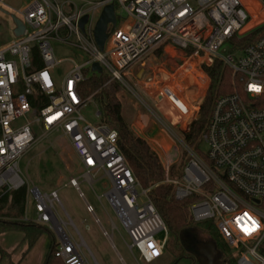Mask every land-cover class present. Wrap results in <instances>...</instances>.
Segmentation results:
<instances>
[{
    "label": "built area",
    "instance_id": "built-area-1",
    "mask_svg": "<svg viewBox=\"0 0 264 264\" xmlns=\"http://www.w3.org/2000/svg\"><path fill=\"white\" fill-rule=\"evenodd\" d=\"M110 4L115 15L120 9L128 18L118 26L116 15L117 24L113 30L109 27L101 51L94 28ZM4 11L9 13L12 34L16 25L11 15L24 23L25 30L23 36L0 46V190L27 189L23 222L54 232L58 259L65 264H89L84 253L87 245L71 232L75 226L58 193H42L27 185L19 171L27 150L50 134L60 133L67 140L92 189L106 180L103 193L94 189L96 198L105 211L107 205L115 214V219L110 217L111 229L138 261L158 262L169 243V231L148 197L149 190L135 178L120 150L118 132L83 116L92 96L84 99L80 89L91 70L92 76L107 73L109 83L119 81L141 104L152 103L155 108L149 106L165 122L162 131L168 138L180 132L184 151L159 148L164 183L174 187L177 200L198 197L189 208L191 221L215 220L222 238L236 251L237 264H264L260 253L264 242V0H35L17 11L0 0V12ZM254 32L252 42H244ZM55 40L78 49L85 59L82 65L70 61L73 66L60 83L53 75L61 64L52 48ZM227 43L233 49L223 54ZM167 46L181 53L177 69L170 74L158 69L139 84L135 70ZM35 50L41 66L36 64ZM216 62L232 71L234 88L215 100L200 144L191 147L185 136L198 119L202 100L191 103L190 98L210 88L205 69ZM95 64L101 65V75L93 71ZM97 118L101 119L99 110ZM21 119L25 123L14 126ZM202 143L208 148L206 154L199 149ZM179 163L183 169L174 179L171 173ZM68 185L84 198L76 178ZM58 205L68 220L59 215ZM87 212L94 213L93 207L88 205ZM245 228L254 230L249 233Z\"/></svg>",
    "mask_w": 264,
    "mask_h": 264
},
{
    "label": "rangeland",
    "instance_id": "rangeland-1",
    "mask_svg": "<svg viewBox=\"0 0 264 264\" xmlns=\"http://www.w3.org/2000/svg\"><path fill=\"white\" fill-rule=\"evenodd\" d=\"M32 1L35 0H4L5 4L13 11L22 10L28 7ZM116 15L118 16V26L122 25L123 22H125L128 18L127 15L123 14L120 9H116ZM12 28L13 25L9 17L0 12V46L7 44L13 39L14 35L11 32ZM52 48L55 51L57 61L61 63L55 68L53 73L57 83H60L72 68L73 65L70 61L79 63L80 65L85 63L83 53L78 49L71 47L70 45L68 46L60 41L55 40L52 43ZM232 49L233 47L231 44L227 43L222 48L221 52L226 54L231 52ZM152 56L153 60L148 59L150 62L147 61L145 67H140L135 70V75L137 76V81L139 84H144L147 79L153 75V68H151L152 66L148 64L161 65V63H164L165 61L163 57V50L155 52ZM92 74L93 73L90 70L87 73V76L90 78ZM104 74L106 77H110L107 73ZM208 90L206 92L205 88L203 91L200 90V93L196 91L193 99L190 98L191 103L201 99L202 102H200V107L202 108V106L205 104L204 101L207 97ZM121 101L124 106L125 119L130 123L133 131L134 129L138 130V132L143 135L145 139L156 137L159 139L162 138V136L161 138L159 137V132L152 131L153 129L162 131L165 124V122L161 123L162 119L159 117V115H155L157 112L154 110L155 107L151 105L152 103L148 104L154 108L146 104H141L128 90H124L122 93ZM98 110L99 107H97L96 102L91 100L87 106V109L83 111V116L86 120L93 124L99 123L100 120L97 118ZM151 115H155V118ZM24 123L25 119H21L18 120L14 126H21ZM41 135L42 133L39 132L38 138ZM180 136L181 134L179 132L176 133L175 136H172L173 139L167 137L168 141L164 142L166 147L165 150L171 151V146L180 148V140H182L180 139ZM152 148L160 153V151L157 150L153 145ZM199 149L203 154H206L208 151L205 143H202L199 146ZM180 150L184 151L182 148H180ZM181 163L177 164V166L173 168L171 173L172 178H179L181 170L183 169V165H181ZM19 171L27 185L39 188L42 193H51L54 191L58 193L59 200H61L67 214L70 215L75 226V228L71 227L70 230L78 242H81V239L84 240L85 244L87 245V247L84 248V253L87 260H89L91 264L94 263L92 255L95 256L96 260H98L100 264H123L119 259V256L125 260L126 264H137L134 258L131 257L119 233L111 229L110 217L115 219V214L109 209L107 205V210L105 211L99 200L96 198L94 189L97 194L103 193L105 190L103 188L106 180L103 182L104 184L98 183L95 185L94 189H92L91 185L84 181V170L80 166L78 156L71 149L67 140L61 137L60 133L50 134L29 148L19 163ZM72 178L77 179L84 198L80 196V193L76 188L68 185L69 180ZM88 205L93 207L94 213L87 212ZM57 211L60 216L68 220L67 215H65L64 211L61 207H59V205L57 206ZM97 219L99 222H97ZM196 225L198 228H207L208 225H210L212 228H217L215 220L203 221ZM45 229L47 230L45 238L47 237L49 241L53 239L57 240L53 231H51L48 227ZM14 234L15 233H11L10 237L8 238L9 243H15V241L18 240V236ZM18 235L20 234L18 233ZM108 235L113 237V244H115V247L113 244H111ZM188 235L190 237H195L198 240L209 241L206 236L200 233L198 234L197 232H192ZM235 253L236 251L231 250L232 264H237L238 259ZM193 258L194 255L190 251H187L185 258L179 261L177 264H195ZM156 263L174 264L172 257L167 251L163 255L162 260Z\"/></svg>",
    "mask_w": 264,
    "mask_h": 264
},
{
    "label": "trees",
    "instance_id": "trees-1",
    "mask_svg": "<svg viewBox=\"0 0 264 264\" xmlns=\"http://www.w3.org/2000/svg\"><path fill=\"white\" fill-rule=\"evenodd\" d=\"M257 32L244 39L251 43ZM34 58L39 64V55L34 51ZM210 76L211 83L198 119L194 122L190 132L185 136L186 143L191 147L200 144V138L209 123V115L215 100L233 91L235 79L233 73L221 62L205 69ZM110 77L105 74L92 76L81 84L80 92L84 99L91 97L96 102L101 113L100 122L107 124L118 132L119 147L123 152L129 167L141 186L149 190L150 197L156 210L169 231V240L166 251L172 257L174 264L185 258L189 251L186 247L187 234L197 232L206 236L209 242L216 244L219 256L216 264L231 263V247L219 233L218 228L197 227L191 221L190 206L198 200V197H190L177 200L174 187L164 183L165 170L159 154L154 151L146 139L140 138L124 116V106L121 95L124 87L119 81L110 82ZM27 189L23 188L13 193H4L0 190V235L6 232L20 231L26 234V239L31 247L47 230L36 224L23 222V214L26 206ZM217 227V226H216ZM55 240H52L51 249L46 259V264H65L55 256ZM260 253L264 254V242L260 247Z\"/></svg>",
    "mask_w": 264,
    "mask_h": 264
},
{
    "label": "crops",
    "instance_id": "crops-1",
    "mask_svg": "<svg viewBox=\"0 0 264 264\" xmlns=\"http://www.w3.org/2000/svg\"><path fill=\"white\" fill-rule=\"evenodd\" d=\"M180 54L181 53L178 50H175L171 46H167L163 53L164 55L163 57L165 59L164 63H161V65L148 64L152 66L151 68H153L152 70L153 75L156 73V71H158V69H161V70L163 69L166 73H169V74L175 71L181 62V59L179 58ZM149 59L153 60V56H151ZM150 60L148 62H150ZM152 131L159 132L158 135L160 138L162 136V138L159 139L156 137L157 139L148 138L146 140L150 143L151 147L153 145L161 153L162 150H160L159 146L161 145L165 148L164 142L168 141L166 137L167 135L165 136L164 132L160 130L153 129ZM152 149L155 151L154 148ZM156 152L159 154L161 158L162 153L160 154L158 151ZM11 233H15L14 235L18 236V240H16L15 243H9L8 241L9 240L8 238L10 237ZM18 233L20 235H18ZM45 234L42 235L31 247H29V242L26 239V234L24 232L15 230V231L6 232L0 235V264H46V259L51 249L50 246H51L52 240L49 241L47 237L45 238ZM108 238L110 239L111 244H113V237L109 235ZM113 246L115 247V244H113ZM126 248L128 249L131 257L134 258V260L137 262V264H143L140 261H138L137 258L133 256V254L131 253L127 245H126ZM92 259L94 260L93 264H100L99 261L96 260L94 255H92ZM119 259L122 261L123 264H126L125 260L122 259V257L119 256ZM89 264L91 263L89 262ZM108 264H115V263H108Z\"/></svg>",
    "mask_w": 264,
    "mask_h": 264
},
{
    "label": "water",
    "instance_id": "water-1",
    "mask_svg": "<svg viewBox=\"0 0 264 264\" xmlns=\"http://www.w3.org/2000/svg\"><path fill=\"white\" fill-rule=\"evenodd\" d=\"M4 14L6 16L9 15V13L5 11ZM11 19H13V22L16 25V28L13 31L14 36L15 37L23 36V32L25 30L24 23L13 15H11ZM87 21H88V17L83 18V21L81 22L82 31L84 30V26L87 23ZM116 24H117V16L115 15V7L114 4H110L104 7L98 19V22L96 23L94 28V38L99 50L101 51L105 50L106 47L105 43L110 36L109 27L111 26V30H113ZM93 71L97 72L100 75L103 72L102 67L99 64L94 65ZM134 131L140 138L145 139V137L141 135L138 132V130L134 129ZM218 254L219 251L217 250L216 244L212 242H208L202 245L199 250V255L205 256L208 260V264H216L215 260L219 256Z\"/></svg>",
    "mask_w": 264,
    "mask_h": 264
},
{
    "label": "flooded vegetation",
    "instance_id": "flooded-vegetation-1",
    "mask_svg": "<svg viewBox=\"0 0 264 264\" xmlns=\"http://www.w3.org/2000/svg\"><path fill=\"white\" fill-rule=\"evenodd\" d=\"M187 240V249L194 255L195 264H208V260L205 256L199 255L200 247L209 241L198 240L195 237H190L188 234L185 237Z\"/></svg>",
    "mask_w": 264,
    "mask_h": 264
},
{
    "label": "snow or ice",
    "instance_id": "snow-or-ice-1",
    "mask_svg": "<svg viewBox=\"0 0 264 264\" xmlns=\"http://www.w3.org/2000/svg\"><path fill=\"white\" fill-rule=\"evenodd\" d=\"M251 87H253L254 90H256V91H259V90H260L259 88H255V86H251ZM90 162H91V161H90ZM245 215H247V214H245ZM251 230H254V229H251ZM251 230L248 229V228H245V229H244L245 232H249V233H250Z\"/></svg>",
    "mask_w": 264,
    "mask_h": 264
}]
</instances>
